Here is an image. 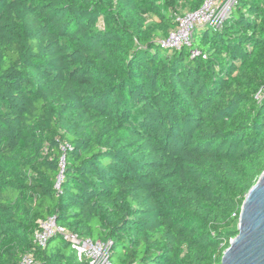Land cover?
Returning <instances> with one entry per match:
<instances>
[{"label": "trees", "instance_id": "1", "mask_svg": "<svg viewBox=\"0 0 264 264\" xmlns=\"http://www.w3.org/2000/svg\"><path fill=\"white\" fill-rule=\"evenodd\" d=\"M202 4L0 0V264H88L48 218L113 264H221L264 172V0L162 49Z\"/></svg>", "mask_w": 264, "mask_h": 264}, {"label": "built area", "instance_id": "2", "mask_svg": "<svg viewBox=\"0 0 264 264\" xmlns=\"http://www.w3.org/2000/svg\"><path fill=\"white\" fill-rule=\"evenodd\" d=\"M236 2L237 0H203V4L198 10L185 13L175 19L174 30L160 41V47L164 50H180L182 47H190L194 28L203 24L221 27L226 13ZM256 100H264V87L258 91ZM67 149H69L67 144L61 145L63 152ZM60 165L61 172L55 184L57 192L60 190L63 179L64 157L61 158ZM55 233L62 234L64 239L68 241L77 261L85 260L88 264H113L110 257V243L92 241L91 239L80 238L75 234L66 233L56 226L53 218H48L40 223L39 230L34 234V240L39 247L44 248L50 236ZM16 264H41V262L34 254L27 253L23 254Z\"/></svg>", "mask_w": 264, "mask_h": 264}, {"label": "water", "instance_id": "3", "mask_svg": "<svg viewBox=\"0 0 264 264\" xmlns=\"http://www.w3.org/2000/svg\"><path fill=\"white\" fill-rule=\"evenodd\" d=\"M237 232L221 264H264V172L244 199Z\"/></svg>", "mask_w": 264, "mask_h": 264}, {"label": "rangeland", "instance_id": "4", "mask_svg": "<svg viewBox=\"0 0 264 264\" xmlns=\"http://www.w3.org/2000/svg\"><path fill=\"white\" fill-rule=\"evenodd\" d=\"M72 255H74V252H71Z\"/></svg>", "mask_w": 264, "mask_h": 264}]
</instances>
